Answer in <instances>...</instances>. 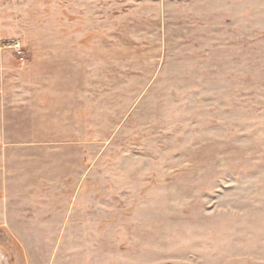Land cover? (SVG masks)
<instances>
[{"label":"rangeland","instance_id":"1","mask_svg":"<svg viewBox=\"0 0 264 264\" xmlns=\"http://www.w3.org/2000/svg\"><path fill=\"white\" fill-rule=\"evenodd\" d=\"M1 255L264 264V0H0Z\"/></svg>","mask_w":264,"mask_h":264},{"label":"built area","instance_id":"2","mask_svg":"<svg viewBox=\"0 0 264 264\" xmlns=\"http://www.w3.org/2000/svg\"><path fill=\"white\" fill-rule=\"evenodd\" d=\"M13 49H15V51L21 55V50H20V45L18 43H14L12 46Z\"/></svg>","mask_w":264,"mask_h":264},{"label":"bare ground","instance_id":"3","mask_svg":"<svg viewBox=\"0 0 264 264\" xmlns=\"http://www.w3.org/2000/svg\"><path fill=\"white\" fill-rule=\"evenodd\" d=\"M0 257H2V255Z\"/></svg>","mask_w":264,"mask_h":264}]
</instances>
